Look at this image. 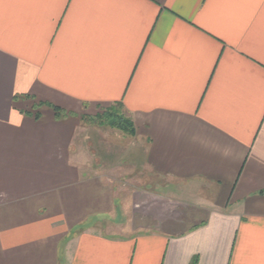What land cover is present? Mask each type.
Returning <instances> with one entry per match:
<instances>
[{"label":"crops","instance_id":"obj_1","mask_svg":"<svg viewBox=\"0 0 264 264\" xmlns=\"http://www.w3.org/2000/svg\"><path fill=\"white\" fill-rule=\"evenodd\" d=\"M116 104L136 211L77 147ZM0 264H264V0H0Z\"/></svg>","mask_w":264,"mask_h":264},{"label":"rangeland","instance_id":"obj_2","mask_svg":"<svg viewBox=\"0 0 264 264\" xmlns=\"http://www.w3.org/2000/svg\"><path fill=\"white\" fill-rule=\"evenodd\" d=\"M92 118V115L88 116L87 114L82 117V124L84 125L82 132L80 131L77 137V147L89 151V154L93 157L90 159V163L94 166L100 160L109 165V168H114L112 171L116 172L114 174L116 176H111V178L121 185V187H116L118 204L122 206L124 201L123 204L126 205L130 194H132V208L136 211L135 209L138 210L150 204L151 199H153L152 196L166 198L159 192L149 190L147 187H140L144 183L145 174L141 166L136 165L131 159V153H134V151L140 153L141 150L139 148L134 150L136 145L131 138H128L130 136L114 128L102 126ZM136 167L140 169H136ZM124 219L125 217L121 212L120 221L125 222Z\"/></svg>","mask_w":264,"mask_h":264},{"label":"trees","instance_id":"obj_3","mask_svg":"<svg viewBox=\"0 0 264 264\" xmlns=\"http://www.w3.org/2000/svg\"><path fill=\"white\" fill-rule=\"evenodd\" d=\"M56 112V117L60 118L64 114L63 109L58 106H53ZM98 124L105 125L114 129H118L125 133L132 134V123L123 112L121 106L116 104L112 107L106 108L103 112L98 115L93 116L92 118Z\"/></svg>","mask_w":264,"mask_h":264}]
</instances>
